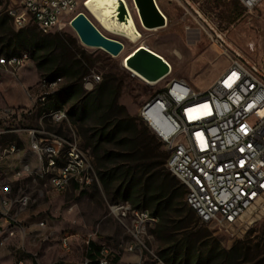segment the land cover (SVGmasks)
<instances>
[{
  "label": "built area",
  "instance_id": "1",
  "mask_svg": "<svg viewBox=\"0 0 264 264\" xmlns=\"http://www.w3.org/2000/svg\"><path fill=\"white\" fill-rule=\"evenodd\" d=\"M260 1L237 0L248 9ZM86 2L4 0L0 3V13L14 16L12 26L15 30L33 21L39 31L49 33L69 22L74 14L81 12L80 8L88 11ZM210 37L218 55L228 59L227 66L210 85L199 91L185 79L171 77L163 89L141 105L138 116L164 146L168 154L165 166L184 186L189 198L188 207L197 212L199 221L233 233L244 225L245 212L264 202V67L243 57L238 49L226 43L221 32L213 31ZM25 61L15 58L0 60V71L15 75ZM129 73L139 78L136 73ZM81 80L86 91H91L101 77L90 69ZM53 91L41 84L34 105L1 107L0 120L29 117L36 105L44 106L43 97ZM248 91H257L256 100H248ZM226 101L235 102L236 114H228ZM63 116L66 114L61 111L52 118ZM19 130L27 133L28 150L24 152L34 153V161H20L19 168L15 170L16 178L33 174L43 178L42 159H49V166L54 168V178L45 179L47 184L56 185L60 190L70 185L83 190L92 184L90 157L79 146L78 139L68 142L67 135L56 132L43 134L39 127ZM2 133L0 130V135ZM10 144L11 151L19 156L17 142L13 140ZM60 144H67L66 152L76 156V163L69 165L67 171H59L56 166ZM0 159H6L1 150ZM78 161H85V170H78ZM28 201L29 196L25 193L11 196L10 185L0 179V220H8L0 234V248L16 231L14 215L22 211ZM108 209L129 235L123 247L128 258L114 261L113 250L103 245L102 250H98L97 263H88L84 258L80 264H142L145 257L149 258L150 264H160L148 246L147 220L130 215L124 202L109 203ZM38 224L44 226L43 222ZM60 242H64V250H70L67 236Z\"/></svg>",
  "mask_w": 264,
  "mask_h": 264
},
{
  "label": "rangeland",
  "instance_id": "2",
  "mask_svg": "<svg viewBox=\"0 0 264 264\" xmlns=\"http://www.w3.org/2000/svg\"><path fill=\"white\" fill-rule=\"evenodd\" d=\"M125 1L140 32V38L134 42L107 31L89 11L79 9L104 35L122 43L123 49L118 56L82 44L69 22H64L60 29H54L50 33L61 32L73 39L76 47L92 60L90 68L100 77L106 71L122 74L123 89L118 101L132 115L137 116L141 105L163 89L171 77L183 78L199 91L210 85L228 64L227 57L218 55L212 45L210 34L213 36V31L221 32L226 43L238 49L243 57L264 67V0L251 9L242 6L237 0H155L167 23L163 27L150 30L143 29L138 24L132 0ZM24 28L39 31L33 21ZM140 44L172 65L169 75L156 84H147L138 77H132L121 64L122 57ZM22 52L27 53V59L17 74L10 75L0 71V106L29 105L40 92L42 78L35 62L27 50L20 53ZM61 82L62 80L56 88L49 90L56 91ZM51 94L44 96V106L36 105L29 117L0 120V130L3 131L0 135L2 146L14 140L20 154L27 151V133L18 129H40L41 123L45 131H59L62 135H68L70 127L77 136L79 146L83 147L76 127L67 120V115V121H52L50 113L62 109H49L46 105ZM66 108L67 106L63 108L65 112ZM156 140L154 143H158L163 150L161 143ZM24 155H30V152ZM1 163L0 177L10 185L11 196L25 193L29 196V201L22 211L14 215L18 229L16 228L14 234L0 248V264H18L20 260L21 264H80L85 258L87 241L109 246L115 254L116 262L128 258L123 247L129 240V235L109 212L108 204L111 202L98 184L93 182L83 190L70 185L58 191L38 174L16 178L15 170L20 165L17 155L0 159ZM243 218L244 225L233 233L212 223H203L199 219L198 226L207 230L210 237L225 250L230 249L238 240H251V244H254L259 239V244L264 247V202L245 212ZM7 222L8 220H0V234L5 230ZM39 222H43L44 226H40ZM150 229L148 246L159 255L158 241ZM65 236L70 240L68 251L63 249L60 242ZM261 249L264 254V248ZM148 259L145 257L142 264H150Z\"/></svg>",
  "mask_w": 264,
  "mask_h": 264
},
{
  "label": "trees",
  "instance_id": "3",
  "mask_svg": "<svg viewBox=\"0 0 264 264\" xmlns=\"http://www.w3.org/2000/svg\"><path fill=\"white\" fill-rule=\"evenodd\" d=\"M22 50L28 51L42 79L61 78L60 88L49 96L46 105L49 109L67 106V120L76 127L82 148L91 157L105 197L111 203L127 202L157 218L150 230L164 262L264 264L259 239L254 244L238 240L225 250L198 226L195 212L186 204L184 186L165 166L167 152L154 143L156 136L138 113L130 114L119 103L122 74L106 71L94 89L86 92L81 78L91 69L92 60L73 39L61 32L15 30L10 18L0 13V53L18 55ZM99 249L89 241L85 258L93 260Z\"/></svg>",
  "mask_w": 264,
  "mask_h": 264
},
{
  "label": "water",
  "instance_id": "4",
  "mask_svg": "<svg viewBox=\"0 0 264 264\" xmlns=\"http://www.w3.org/2000/svg\"><path fill=\"white\" fill-rule=\"evenodd\" d=\"M132 1L143 29L159 28L165 25L164 15L155 0ZM86 6L93 9L95 18L105 29L107 27L111 31L117 32L133 27V20L125 0H87ZM106 10L109 13L106 14ZM69 25L75 31L79 41L86 46L99 48L112 56H118L123 49L121 42L104 35L83 12L74 14ZM121 61L128 71H132L148 81L158 82L170 72L169 63L145 46L136 47L125 54Z\"/></svg>",
  "mask_w": 264,
  "mask_h": 264
},
{
  "label": "bare ground",
  "instance_id": "5",
  "mask_svg": "<svg viewBox=\"0 0 264 264\" xmlns=\"http://www.w3.org/2000/svg\"><path fill=\"white\" fill-rule=\"evenodd\" d=\"M1 2H4V0H0V3ZM132 3H133V1H132ZM133 6H134V4H133ZM87 8H88V11L94 16L95 13H94L93 9L90 8L89 6ZM105 12H106V14L109 13L108 10H106ZM134 12H135V15H136V8H135V6H134ZM130 15H131V13H130ZM8 17L10 18L11 24H14V16H8ZM131 17H132V15H131ZM136 18H137V15H136ZM164 19H165V25H166L167 20H166L165 15H164ZM132 20H133V27L131 29H126V30H120V31H117V32L116 31L113 32L109 28H107L106 26L105 27H106V29L109 32H112L113 34H116L118 36L120 35V36L128 39L130 42H134V41H136V40H138L140 38V32L138 31V29L136 27L137 26L136 25L137 23L135 24V21H134L133 17H132ZM137 22L140 25V23L138 21V18H137ZM156 28H158V27H154L152 29H156ZM147 30H150V29H147ZM43 33H47V32H43ZM138 46H145V45L140 44V45L135 46L133 49H135ZM14 58L16 60H18V61H25L27 59V53L22 52V53H20L18 55H10V56H5L4 54L0 53V60H13ZM121 64H122V66H124V64H123L122 61H121ZM171 67L172 66L170 65V71L172 69ZM19 69L20 68H18V70ZM139 77H140L139 79H141L142 81H144L147 84L153 85V84H156L157 83L155 81H148L145 78H143L142 76H139ZM60 81H61L60 78H56V79L51 80V81L50 80L47 81L46 79H42L41 80V83L44 84V86H49V89H54V88H56L59 85ZM82 85H83V88L86 90V87L84 85V81H82ZM256 98H257V91H248V100H256ZM43 99H44V97H43ZM226 108H227L228 114H236V104H235L234 101H226ZM61 111L64 114H66V112L63 109L62 110H55V111H53V112L50 113L51 118L54 117L55 115H58ZM31 114H33V109L31 110ZM65 120H66V116L52 118V121H54V122H64ZM40 129H41V132L43 134H51V133H53V132L45 131L42 128L41 123H40ZM69 130H70L69 131V134L67 135L68 142H75V139H77V136H76L75 132L73 131V129H71L69 127ZM0 150L2 151V155H4L5 158H8V157L11 158L12 156H15V152H12L11 151L10 141L6 142L3 146L0 143ZM66 151H67V144H60V151L58 152V158H56V166L59 168V171H67L69 165L76 163V156H74L73 154H71L69 152H66ZM25 153L26 152L21 153V154L19 153V158L21 159V161H34V153L30 152V155H24ZM42 167H44V171H43V178L44 179L54 178V168H53V166H49V159H42ZM78 170H85V161H78ZM0 179H2V178L0 177ZM93 179H96L95 174H94V171H93ZM51 187L54 190H58V191L60 190V189L57 188L56 185H51ZM185 200H186V204L189 205L188 194H186V199ZM124 203L127 204V207L129 209L130 215H134L136 217H143V218H145L147 220V222H148V230L157 221V218L155 216L151 215L148 211L135 208L132 205H130L129 203H127V202H124ZM195 214L197 216V212H195ZM61 246L64 249V242H61ZM99 247H100L99 250H102L103 245H101V246L99 245ZM151 251H152V253H155V260L156 261L160 262V264H166L163 261V259L156 252H154L152 249H151ZM87 261H88V263H97L99 261V252H98L97 255H95V257H94L93 260L87 259Z\"/></svg>",
  "mask_w": 264,
  "mask_h": 264
},
{
  "label": "crops",
  "instance_id": "6",
  "mask_svg": "<svg viewBox=\"0 0 264 264\" xmlns=\"http://www.w3.org/2000/svg\"><path fill=\"white\" fill-rule=\"evenodd\" d=\"M11 22V21H10ZM172 66V65H171ZM172 68V67H171ZM34 103V101L33 102H31L29 105L27 104L26 106L27 107H30V106H32V104ZM1 107H4V106H0V108ZM154 137V136H153ZM154 140H156V138L154 137ZM157 141V140H156ZM158 142H159V140H158ZM162 145V144H161ZM162 147H163V151H165L166 152V150H165V148H164V146L162 145ZM162 150V149H161ZM89 154V153H88ZM90 156V155H89ZM21 161V159L19 158V162ZM1 166H2V163L0 164ZM95 177H96V175H95ZM95 184H100L99 183V181H98V179H97V177H96V179H94V181H93ZM93 182H92V184H93ZM100 186V185H99ZM186 192V191H185ZM186 194V193H185ZM185 198V197H184ZM97 245V244H96ZM98 246V245H97Z\"/></svg>",
  "mask_w": 264,
  "mask_h": 264
}]
</instances>
